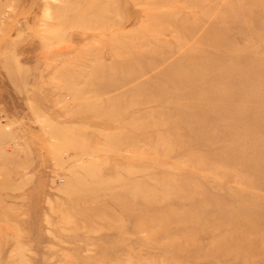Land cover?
Masks as SVG:
<instances>
[{"label": "rangeland", "instance_id": "rangeland-1", "mask_svg": "<svg viewBox=\"0 0 264 264\" xmlns=\"http://www.w3.org/2000/svg\"><path fill=\"white\" fill-rule=\"evenodd\" d=\"M0 264H264V0H0Z\"/></svg>", "mask_w": 264, "mask_h": 264}]
</instances>
